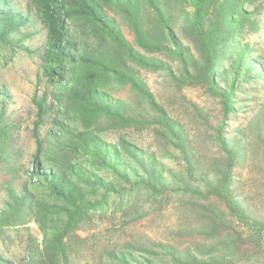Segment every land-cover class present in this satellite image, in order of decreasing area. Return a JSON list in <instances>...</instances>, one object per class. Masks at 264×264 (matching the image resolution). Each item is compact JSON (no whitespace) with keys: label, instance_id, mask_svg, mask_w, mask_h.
Instances as JSON below:
<instances>
[{"label":"trees","instance_id":"1","mask_svg":"<svg viewBox=\"0 0 264 264\" xmlns=\"http://www.w3.org/2000/svg\"><path fill=\"white\" fill-rule=\"evenodd\" d=\"M33 5L48 31L45 74L64 82L80 129L63 141L70 149L62 162L48 167L41 121L36 122L32 177L40 188L20 193L7 188L0 230L29 218L39 225L42 248L31 264H77L89 243L93 264H264V105L246 124L231 130L229 122L239 101L238 79H247L249 87L256 72L264 77V65L244 43L259 29L263 0H33ZM120 18L128 21L135 45ZM27 23L10 0H0V44L10 46ZM229 62L233 78L222 91L218 76ZM148 72H164L186 106L172 107L169 98L155 94L143 76ZM124 87L131 100L113 95L114 88ZM189 87L203 88L219 101L218 123L206 107L188 100ZM127 128L151 130L155 148L123 137L115 152H122L124 163L111 164L115 152L99 133ZM164 158H176L179 167L167 168ZM238 166L255 174L244 180L235 172ZM168 210L175 219L162 238L128 234L130 220ZM95 217L110 230H100ZM92 228L97 231L86 237L78 234Z\"/></svg>","mask_w":264,"mask_h":264},{"label":"rangeland","instance_id":"2","mask_svg":"<svg viewBox=\"0 0 264 264\" xmlns=\"http://www.w3.org/2000/svg\"><path fill=\"white\" fill-rule=\"evenodd\" d=\"M10 1L16 10L27 16L28 23L12 35L10 46L0 44V210L8 200V187L18 193L26 188L34 192L39 191L37 180L32 177L35 173L34 156L37 150L34 136L36 122L41 121L39 137L43 141L44 163L48 167L62 162V154L70 149L63 141H66L68 132L80 129L78 122L72 118V104L67 97L64 82H60L59 77L45 74L43 55L47 46L48 31L36 12L33 0ZM258 18L259 29L249 33L244 43L250 45L254 60L264 65V8ZM120 23L126 38L135 45V36L128 21L120 18ZM230 66L231 62L227 63L225 72H220L218 76L222 91L233 78ZM143 76L155 94L166 96L173 102L172 107L176 105L175 108L182 109L186 106L187 102L182 100L178 89L169 82L164 72H148L143 73ZM64 79L66 80V75ZM248 85L245 78L240 77L237 81L239 101L229 118L231 130L238 124H246L264 105V77L256 72L253 85ZM112 93L120 99H132L128 87L114 88ZM184 94L189 101L206 107L213 123L216 124L222 119L223 110L219 101L210 97L203 88L189 87ZM41 106L43 110L39 117ZM99 134L111 146L113 152L123 137L139 146L148 147L149 150L155 148L151 130L105 129ZM258 154L262 156V149ZM111 159V164L114 165L124 163L121 151L112 153ZM83 160L81 157L80 161ZM161 162L167 168L179 167L176 158H164ZM259 162L258 159L255 163ZM235 172L242 174L244 180L255 174L251 169L246 170L239 166L235 168ZM100 175L109 177L106 171H100ZM174 219V215L168 210L157 216L130 220L128 234L149 236L152 239L162 238L163 233L171 229ZM95 221L99 224L98 227H101L100 230L105 227L110 230L109 223L99 222L96 217ZM95 231L97 228L80 229L78 234L86 237ZM42 240L43 232L31 218L27 224L4 227L0 230V264H31L32 257L42 248ZM92 246L93 243L88 244L87 253L79 258L77 264H93Z\"/></svg>","mask_w":264,"mask_h":264}]
</instances>
